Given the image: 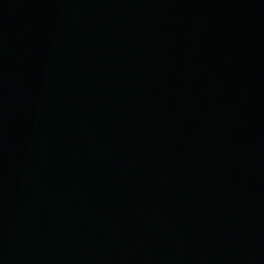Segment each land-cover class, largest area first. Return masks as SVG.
Returning <instances> with one entry per match:
<instances>
[{"label": "water", "instance_id": "1", "mask_svg": "<svg viewBox=\"0 0 264 264\" xmlns=\"http://www.w3.org/2000/svg\"><path fill=\"white\" fill-rule=\"evenodd\" d=\"M0 264H264V0H0Z\"/></svg>", "mask_w": 264, "mask_h": 264}]
</instances>
